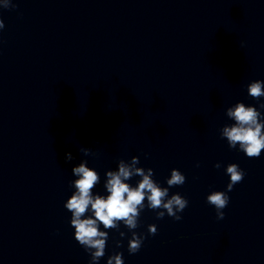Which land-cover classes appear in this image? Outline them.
Masks as SVG:
<instances>
[{"label": "clouds", "instance_id": "obj_1", "mask_svg": "<svg viewBox=\"0 0 264 264\" xmlns=\"http://www.w3.org/2000/svg\"><path fill=\"white\" fill-rule=\"evenodd\" d=\"M15 7L12 0H0L2 9ZM4 28V20L0 18V31ZM247 94L252 99L261 101L264 98V80L251 81L247 85ZM259 109H264V102L259 103ZM226 116L233 123L220 128L221 139H226L230 149L241 151L250 159L259 158L264 151V113L256 106L237 102L226 109ZM79 151L84 156L93 155L88 148H80ZM72 159L71 153H67L65 160ZM139 164L140 158L132 156L127 161L119 159L116 170H107L103 185L106 195L94 192L96 185L101 182L100 174L88 166L87 160H82L72 168L76 179L69 182V187L74 191L64 203V207L71 213L70 225L75 230V240L90 256L89 264H99L105 256L109 230L117 231L121 240L126 236V233L120 230L121 224L131 233L127 249L129 254L139 252L146 236L135 230L139 227L140 215L146 208L155 212L158 220L163 219L165 215L177 221L182 219L180 213L188 207L189 201L180 193L170 195L169 189L184 185L185 175L173 168L166 180L167 187H162L153 178V169L139 167ZM214 167L219 169L221 164L218 162ZM225 171L230 177L226 190L212 191L206 197V202L214 207L218 220L225 218L223 210L230 202L227 193L242 182L246 175L236 163L228 164ZM133 177H140L135 186L128 182ZM101 225L104 230H101ZM148 234H157L155 224L148 225ZM121 240L116 241L117 247L122 246ZM107 264H124L123 253L110 255Z\"/></svg>", "mask_w": 264, "mask_h": 264}]
</instances>
